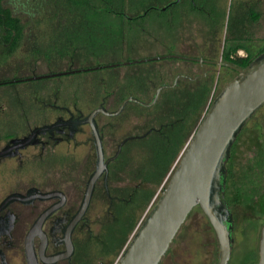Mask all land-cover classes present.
Here are the masks:
<instances>
[{"label":"rangeland","instance_id":"1","mask_svg":"<svg viewBox=\"0 0 264 264\" xmlns=\"http://www.w3.org/2000/svg\"><path fill=\"white\" fill-rule=\"evenodd\" d=\"M85 1L3 0L4 5L20 17L22 35L19 44L12 50L7 49V44L0 47V81L167 53L213 57L222 62L225 61V43L234 38L232 28L236 34L244 37L251 50H256L264 43V7L262 15H258L256 20L251 19L249 22L247 11H241L244 19L237 25L234 22L233 26H229L235 19L232 15L236 14L235 2L238 0H217V11L219 14L221 10L225 12L222 24L208 23L199 14L177 5L169 11L151 12L144 17L143 27L133 22L134 29L129 32L124 29L123 38L119 39L114 27L108 30L106 22L90 19L88 25L95 22L102 25L98 35L107 42L104 46L91 49L86 47L83 40H70L76 42L74 44L61 39L65 38V34L76 35L77 30L84 28L77 20L90 17L85 10ZM137 2L125 0L123 6L125 9L134 8ZM152 2L163 5L162 0ZM76 6L77 9H83L84 13L80 12L74 18L77 20L69 21L68 29L62 28L60 23L66 24L62 20H68L67 13ZM238 53H245V49L239 48ZM207 70L203 77L190 80L188 76L202 73L197 61L165 57L0 84V103L10 104L6 117L0 113L1 130L8 118L22 128L25 116L33 121L38 118L35 99L39 98V90L40 93H46L45 99L49 100L55 98L52 91L59 90L58 102L63 98L72 99L86 113L104 90L114 91L110 109L116 108L129 94L149 101L159 84L171 83L176 73L183 72L189 75L180 76L173 86L162 88L152 105L143 106L129 101L117 115L98 116L106 126L103 131L106 153L115 151L118 142L126 136L144 134L150 127L158 128L161 124L174 122L178 117L185 119L184 125L178 130L180 134L185 132L193 114L198 120L202 117L220 89L237 71L223 64L207 66ZM172 126H163L159 133L169 132ZM193 127L184 139L188 140ZM155 132L143 138H129L123 143L116 163L120 162L124 189L122 196L126 200L115 202L111 212L107 213L106 200L95 195L89 210L90 230L75 235V258L78 264H115L134 230L157 202L170 173L156 188L144 179V174L158 171L154 146L161 139ZM88 134L91 135L89 128ZM263 148L264 103L240 128L231 144V154L226 164L229 176L230 172L235 175L234 184H228L232 191L226 194L233 216V244L227 264H252L258 259L259 234L264 222V170L251 169L250 161L259 159ZM87 149L78 145L76 154L84 155ZM91 157L94 166V147ZM244 173L254 178L248 186L244 183ZM106 238L120 243L112 253L106 254L108 256L102 255ZM217 253L216 234L202 210L195 206L158 264H217Z\"/></svg>","mask_w":264,"mask_h":264},{"label":"flooded vegetation","instance_id":"2","mask_svg":"<svg viewBox=\"0 0 264 264\" xmlns=\"http://www.w3.org/2000/svg\"><path fill=\"white\" fill-rule=\"evenodd\" d=\"M235 3L237 11L234 15V22L236 25L237 22L244 19L241 11H247L249 22L251 19L256 20L258 15H262L264 0H238ZM177 5L188 11L194 9L201 11L199 15L202 16V19L208 23H218V19H215L211 13L218 10L217 0H196V2L191 0V3L186 0H165L161 6L155 4L151 6L155 8V11H169ZM157 56L192 59L199 63L202 73L194 76H188L189 74L183 72L176 73L173 79L175 82L180 76H188L191 80L203 77L208 72L207 66L227 64L225 61L220 62L213 57L204 58L175 53ZM154 57L150 58L155 59ZM130 61L126 60L125 62L135 63ZM122 62L124 61L59 71L68 73L74 69H95ZM236 67L234 66L235 69L238 68ZM179 74L184 75L179 76ZM40 75H36L35 78H40ZM23 79L33 78L31 76L18 78V80ZM103 92L95 105L84 113L77 106V101L63 98L58 102L59 90L52 91L55 97L53 100L45 99L46 93H40L39 90V98L35 99L37 119L33 121L25 116L23 128L9 118L5 120L6 125L3 130H1L0 123V264H27L26 234L40 215L46 211L48 213L41 220L40 226L35 228L36 232L40 231V233H35L32 237L38 264H78L75 258V235L83 233L84 230H90L89 210L95 195L106 200L105 211L107 213L111 212V207L115 206V202L126 200L122 196L124 189L120 162L116 163L122 148V146L120 149L118 148L121 140L118 142L115 151L106 153L103 135L106 126L98 118L99 115H104V117L114 115H108L100 110L95 113L94 120L101 137L104 159H109L106 165L107 170H103L95 180L86 211L74 226L70 227V221L82 200L86 182L96 168L93 134L90 124L84 119L96 107L114 110L120 104L119 102L116 108L110 109L109 106L114 101L112 98L114 91L104 90ZM9 107V102L7 105L0 103V113L4 117L10 111ZM88 128L91 135L88 134ZM148 130L146 132H149ZM78 145L88 147L84 155L82 153L76 154ZM93 147L95 153L94 166L91 157ZM81 155L83 156L81 157ZM48 191L55 193L49 197L41 195V193ZM112 212L115 213V211ZM69 231L72 250L65 254V251L68 250L66 234ZM105 241L106 246H102V255L108 256L106 254L112 253V250L117 248L120 243H115L112 238H106Z\"/></svg>","mask_w":264,"mask_h":264},{"label":"water","instance_id":"3","mask_svg":"<svg viewBox=\"0 0 264 264\" xmlns=\"http://www.w3.org/2000/svg\"><path fill=\"white\" fill-rule=\"evenodd\" d=\"M161 57L164 56H155L154 58ZM150 59V57L139 58L130 62ZM78 70H86V68ZM78 70L74 69L69 72ZM237 70L238 73L220 89L200 118L180 152L177 164L157 202L134 230L115 264H158L186 217L196 205L204 212L216 234L218 241L217 264L228 263L233 244V217L223 197L224 163L240 128L264 102V52L256 56L246 67H238ZM62 73L64 72L44 73L40 77ZM35 77L37 76H31V78ZM174 84L175 80L172 83L159 84L149 101L128 95L114 110L96 107L87 114L84 121L90 124L93 134L96 168L86 182L79 208L70 221L71 228L86 211L95 180L103 170H107L106 165L109 161V159H104L101 137L94 120L95 113L101 110L108 115H116L129 101L143 106L152 105L162 88ZM141 135L124 137L119 142L118 148L120 149L127 139ZM54 193V191H48L41 195L49 197ZM47 213L48 211L41 214L26 234L27 264H38L32 237L33 234L40 233V231L36 232L35 228L40 226L41 220ZM66 235L68 250L65 251V254L72 250L70 231ZM252 264H264V222L259 234L258 259Z\"/></svg>","mask_w":264,"mask_h":264},{"label":"trees","instance_id":"4","mask_svg":"<svg viewBox=\"0 0 264 264\" xmlns=\"http://www.w3.org/2000/svg\"><path fill=\"white\" fill-rule=\"evenodd\" d=\"M137 1L138 2L136 5H134V8H126V9L123 6L125 5V0H87L85 1V4H87V7L85 8V10L87 11V16H90L89 18L83 17L80 20L74 19L75 17H77V15L80 12L81 14L84 13L83 9H77V6H76L75 8L69 10V12L67 13L69 15L68 20L60 19L66 22V24L60 23L62 28L68 29L67 27H69V25L67 23L73 20H77L81 22L82 25H84V28L82 30L78 28L79 30L76 31V35L65 34V38L61 37V39L65 41L68 40L69 43H74V42H71L70 40H76V42L78 40H83L86 47L91 48V49H95L97 47L99 48L101 47L100 45L104 46V43H107L106 39L103 36L101 37L100 35H98L99 30L102 31V25H100V23L98 22H95V24L88 25V22L90 19L93 21H97L101 19V21L106 22V24L108 25L107 26L108 30L114 27L115 31H117L116 34L118 35L119 39L120 38L122 39L123 38L122 34L124 33V29L128 30V32L134 29V26L132 25L133 22H136L135 24L136 26L143 27L142 21L144 20V17H146L151 12L155 11V8L151 6V5H154V2H152V0H137ZM186 1L188 3H191V0H186ZM194 1L196 2V0ZM164 2L165 0H162V4H164ZM76 4H80V2ZM188 12L195 13V14L201 13V11L199 12L195 9L192 11H188ZM220 12L221 14H219L218 11H212L211 13L215 16V19H218V22L222 24L223 22L222 20H223L225 12L224 10H221ZM54 16H51V18H53ZM233 17L234 15H232V18ZM228 23L229 21L227 22V24ZM233 23H234V20H232V24L229 23V26L230 25L233 26ZM128 32H127V35H128ZM232 33H234L233 34L234 36H232L234 38L230 40L228 39V41L225 43V50L223 53L224 54L223 58L225 62L227 63L226 66L231 67L232 69H235L232 65L237 66L239 68H244L256 56L264 52V43L260 44V46L257 47L256 50H251V48L246 45L247 41L244 39L243 36H240V34H236L233 28H232ZM51 34L52 33H50V36ZM21 35H22V24H21L20 17L14 14L8 6H5L3 3V0H0V47H4L7 44L8 45L7 49L12 50L19 44L18 42H19ZM76 42L74 44H76ZM239 48L245 49V54H239L237 52ZM237 73H238V70L236 71V74ZM15 81H19V80L17 79V80L10 81L6 79V80L0 81V84H4L8 82H15ZM193 115L189 119L190 120L189 125L186 128L185 132L183 133L179 134L178 130L181 129L182 126L184 125L185 119L178 117L177 119H175L174 122L163 124V126L165 127L168 125H173L170 128L169 132L159 133L160 129L163 127L161 124L158 128L151 127L149 132H147L144 135H141V138H143L147 136L150 132L156 131L155 135H157V137L161 139V141L154 146V152L156 156V165L158 166V171L156 173H154L153 171H150L148 174H144V179L152 183L153 187L156 188L157 186H159L163 182V179L165 178L168 172L170 173L169 175H171V173L173 172L177 164L179 154L182 151L186 142L188 141L186 140V138L184 139V137L186 136V134H188V131L191 128V126H194L193 127V131H194V129L196 128L200 120V119L198 120L196 116L193 117ZM230 154H231V149L229 151L228 157L225 160L226 163H224L222 190H223L224 200L226 201L231 211V205L228 200L229 198H228V195H226L227 193L230 194L232 191V189L228 187V184L229 183L234 184V181H235V175L231 174L230 172V176H229V173H227L226 164L229 160ZM250 168L253 170L256 168L258 169V171L264 170V151H263V154H261V157H259V159L250 161ZM244 177H245L244 183H246L247 186L249 182H251L254 179V178H249V175L247 173L246 175L244 173Z\"/></svg>","mask_w":264,"mask_h":264}]
</instances>
